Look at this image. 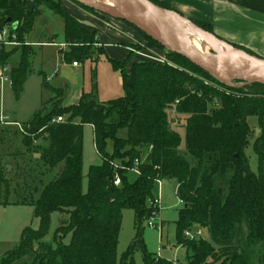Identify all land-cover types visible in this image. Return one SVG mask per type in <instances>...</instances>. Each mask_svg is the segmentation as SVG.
I'll use <instances>...</instances> for the list:
<instances>
[{
	"label": "trees",
	"instance_id": "1",
	"mask_svg": "<svg viewBox=\"0 0 264 264\" xmlns=\"http://www.w3.org/2000/svg\"><path fill=\"white\" fill-rule=\"evenodd\" d=\"M151 1L180 14L163 2ZM57 14L65 20L69 51L63 53L64 61L91 60L96 33L62 11ZM38 16L37 9L32 13L29 7L23 9V0H0V29L11 26L21 44ZM9 19L12 24H7ZM191 21L213 34L211 26ZM21 47L19 65L11 74L18 97L31 73V48ZM19 48L0 49V64L5 65ZM98 51L99 56L106 55ZM169 57L168 64L136 62L131 54L124 61L108 58L121 75L124 97L103 103L95 93H84L77 105L56 106L47 116L35 114L28 133L46 138L41 163L60 172L31 202L38 228H26L20 245L0 264H135L138 251L145 264H171L150 255L141 234L143 223L158 213L150 206L158 181L177 184L183 207L175 221L176 247L185 251L188 264H264V86L229 87L188 60L173 53ZM43 85L47 87L45 81ZM170 111L185 118L184 154L181 133L171 128ZM64 116H68L64 123L52 124ZM253 118L255 127L250 124ZM85 127L94 129L101 161L90 167L87 189L83 183ZM250 146L257 157V173L247 156ZM143 151L147 157L138 167L140 175L130 181L134 174L125 169L133 168ZM114 165L121 169L116 171ZM116 175L122 180L120 187L114 185ZM125 210L135 213L136 237L118 260ZM55 214L61 222L48 243ZM195 228L206 231L209 239H187L185 232Z\"/></svg>",
	"mask_w": 264,
	"mask_h": 264
},
{
	"label": "rangeland",
	"instance_id": "2",
	"mask_svg": "<svg viewBox=\"0 0 264 264\" xmlns=\"http://www.w3.org/2000/svg\"><path fill=\"white\" fill-rule=\"evenodd\" d=\"M29 4L30 0H23V9L26 10ZM69 8L81 10L113 30L131 31V34L135 36L130 46L132 52L130 54L134 61L156 62L153 59L155 58L170 62L169 53L165 49L152 46L138 30L117 17L93 12L91 8L76 0H38L35 9H37L39 16L25 38L31 44L27 46L32 51V56L29 59L31 75L27 79L24 93L18 97L14 92L19 99L14 97L13 91L8 89L2 104V92L0 90V120L3 109L9 111L5 114L6 117L17 113L22 120L29 121L35 116L36 111L47 116L53 113L56 106L59 108L71 107L60 102L62 92L58 89H62L66 97L74 96L79 90L88 94L95 93L102 102L124 97L121 75L113 69L109 61V59L122 61L118 58L121 56L120 54H116L114 51L115 53H108L107 57L99 56L98 50L102 49L95 45L92 59L79 62L77 69L64 61L60 52L69 51L68 47L65 48V20L57 13L62 11L69 15L67 11ZM7 28L10 30L11 26H7ZM107 40H109L108 37ZM53 42V45L42 46V44ZM7 50L14 51L15 49ZM21 52L22 47L5 65L11 68L19 65ZM258 57L264 58V56ZM43 80L48 87L42 85ZM169 114L171 128L181 133V154H184L185 118L179 116L176 111H170ZM63 118L66 121L68 116ZM32 121L33 119L24 125L22 124L27 129L25 134L16 133L14 129H7L0 124V261L8 252L15 250L20 245L22 233L26 228H38L39 220L35 217V209L31 202L40 196L42 188L60 172L59 169L53 171L45 169L41 163V156L48 146V142L45 137L37 138L39 136H31L28 133L29 124ZM250 124L255 127L256 119H251ZM24 137L30 138L25 140ZM22 141L27 145L25 148ZM21 153L25 154L26 157ZM146 153L143 151L142 156H145ZM247 156L250 160L251 170L257 173L258 161L252 146L248 148ZM83 157V183L84 189H87V175L90 167L99 165L101 162L95 148L94 131L90 127L84 129ZM8 167L11 169L7 170ZM136 177V175H131L130 181H134ZM16 188L21 189L22 195L13 192L12 189ZM160 193L163 197L162 210H157V215L150 220L156 219L155 222L159 224L162 222L164 229L163 231H152L148 226L149 221L143 223L141 234L146 250L150 255L165 259L167 262L176 261L178 264H188L185 251L182 248H176L175 221L179 210L183 207L178 196L177 184L167 181L163 182L161 188L157 185L155 198H158ZM22 203L26 204L22 205ZM60 219L61 217L57 214L52 216L49 235L46 239L48 243L52 241L55 230L61 222ZM135 224V213L132 210H125L117 248L118 260H121L128 247L135 240ZM198 230L201 229L195 228L192 229V232L195 233ZM201 231L203 233L202 238L208 240L207 232ZM69 241L70 237H67L65 243L67 244ZM208 262V264H214L211 261ZM134 263L145 264L141 251L135 254Z\"/></svg>",
	"mask_w": 264,
	"mask_h": 264
},
{
	"label": "crops",
	"instance_id": "3",
	"mask_svg": "<svg viewBox=\"0 0 264 264\" xmlns=\"http://www.w3.org/2000/svg\"><path fill=\"white\" fill-rule=\"evenodd\" d=\"M158 1L169 5L171 8L182 14L185 18H188L200 24L211 26L213 34L215 33L216 35L215 34L214 35L220 38L221 40L225 42H229L231 44H235L241 48L253 52L257 56H264V0H158ZM67 11L73 19H75L78 23H80L90 33H96L98 40L97 47L101 48L105 52L106 57L108 53L110 54L116 52V54L121 55L118 58L124 61L130 55V53H132L130 46L135 36L134 34H131L132 33L131 31L113 30L110 27L104 25L103 23L94 20L91 16H88L87 14L76 8H69V10ZM107 37L109 38V40H107ZM27 43L30 44L29 42ZM53 44L54 42L49 44H42V46L53 45ZM66 47L67 45L65 42V48ZM65 52L66 51L63 50L60 53L63 55V53ZM71 65L73 66L72 63ZM0 66L8 67L11 70V74H12V70L14 68L2 64H0ZM78 67H74V68L77 69ZM8 89L13 91L14 97H16L13 87L5 88L3 92L1 91L2 104L4 103V98L6 95L5 93L7 92ZM58 90H61L62 95L60 99L61 102L65 103L66 106L77 105L80 99L82 98L83 94L85 93L84 91L79 90L78 93L74 94V96L66 97L62 89H58ZM23 93H24V89L22 94ZM8 112L9 111H5L3 109L2 115L5 118H8L11 122H17L23 125L24 123L30 122L34 117L33 116L32 119L29 121L22 120L20 117H18L17 113L8 115L6 117L5 114ZM36 113H38V111H36ZM1 126L7 129H14L16 133L19 132V130L16 127L4 126L2 124ZM22 143H23V147L25 148L27 145L24 143V141H22ZM21 154L24 157H26L25 154L23 153ZM10 169L11 167L7 168V170ZM12 190L14 193L16 194L20 193L22 195V191L20 188H16ZM9 194H11V192H9ZM24 204L26 203H22V205ZM179 248L180 247H178L177 249Z\"/></svg>",
	"mask_w": 264,
	"mask_h": 264
},
{
	"label": "water",
	"instance_id": "4",
	"mask_svg": "<svg viewBox=\"0 0 264 264\" xmlns=\"http://www.w3.org/2000/svg\"><path fill=\"white\" fill-rule=\"evenodd\" d=\"M38 0H30L29 10L34 12ZM92 10L117 17L136 30L158 43L168 53L176 54L192 65L208 74L216 82L229 86H264V58L252 55L238 49L228 42L219 39L212 33H208L180 14L164 9L151 0H107L116 10L97 7L79 0ZM9 19L7 24H12ZM179 23L185 24L202 40L209 42L217 51L230 49V56H223L221 61L215 63L211 59L194 49L184 38ZM18 27V24H14ZM211 55L215 52H211ZM238 82L239 84H236Z\"/></svg>",
	"mask_w": 264,
	"mask_h": 264
},
{
	"label": "built area",
	"instance_id": "5",
	"mask_svg": "<svg viewBox=\"0 0 264 264\" xmlns=\"http://www.w3.org/2000/svg\"><path fill=\"white\" fill-rule=\"evenodd\" d=\"M23 45L30 46L31 44H28L27 42L25 44H21L20 42H18L16 33L13 32L11 29L9 30L7 28V26L0 29V49L18 48V47H21ZM153 59L160 64H168V62L164 59H155V58H153ZM73 66L78 67L79 64L74 63ZM8 87H10V88L13 87L11 70L6 66H0V90L3 92L5 90V88H8ZM0 122L4 126L16 127L20 133L25 134V132L27 131V129L22 124L17 123V122H11L8 118H5L3 115L1 116ZM64 122H65V120L62 117H59V118L52 120V124H62ZM146 157H147V153L140 160H136L134 162L133 168H129V169H125V170L127 172L134 174V175H137V176L140 175L138 167L141 163L144 162ZM114 168L116 171L121 169L118 165H114ZM121 184H122V180H121L120 176L116 175L114 185L117 187H120ZM157 184L161 188L163 182L158 181ZM162 199H163L162 193H160L158 198H155L154 200L150 201V206L152 208H154L155 210H162ZM181 204H182V202H181ZM155 220L156 219L149 220V223H148L149 229L152 231H163L162 222L159 224V223L155 222ZM202 236H203V233L201 230H198L195 233H193L192 231H186L185 232V237L189 240H199L202 238ZM171 264H178V262L171 261Z\"/></svg>",
	"mask_w": 264,
	"mask_h": 264
},
{
	"label": "bare ground",
	"instance_id": "6",
	"mask_svg": "<svg viewBox=\"0 0 264 264\" xmlns=\"http://www.w3.org/2000/svg\"><path fill=\"white\" fill-rule=\"evenodd\" d=\"M88 4H94L97 7L108 8L115 11L116 8L109 3L107 0H79ZM180 30L185 38V40L196 50L207 55L211 61L218 63L221 61L223 56H230L232 51L230 49H223L222 51H217V49L210 45L209 42L202 40L196 33H194L189 27L183 23H179ZM211 52L215 54L211 55Z\"/></svg>",
	"mask_w": 264,
	"mask_h": 264
}]
</instances>
